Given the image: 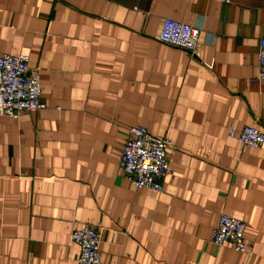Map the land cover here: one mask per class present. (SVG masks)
Segmentation results:
<instances>
[{"label":"crops","instance_id":"crops-1","mask_svg":"<svg viewBox=\"0 0 264 264\" xmlns=\"http://www.w3.org/2000/svg\"><path fill=\"white\" fill-rule=\"evenodd\" d=\"M202 23L194 53L162 19ZM264 0H0V55L27 54L46 107L0 115V264H78L71 232L99 230L101 264H264L258 47ZM168 138L162 190L119 164L129 128ZM225 213L244 252L210 241Z\"/></svg>","mask_w":264,"mask_h":264},{"label":"built area","instance_id":"built-area-1","mask_svg":"<svg viewBox=\"0 0 264 264\" xmlns=\"http://www.w3.org/2000/svg\"><path fill=\"white\" fill-rule=\"evenodd\" d=\"M201 21L195 24L162 19L158 34L160 42L182 48L191 54L202 31ZM258 79L264 80V38L258 47ZM46 107L41 96V84L37 70L29 66L27 54L0 55V115L16 116L20 111H38ZM129 136L122 149L119 164L123 174L134 188L162 190V180L171 173L168 138L152 135L145 126L129 128ZM229 135L237 137L244 147H259L264 143V132L254 125L240 130L230 129ZM245 223L234 216L222 213L212 228L210 241L215 245L229 243L235 251L244 252ZM71 239L80 248L78 264H101L99 230L84 225L71 232Z\"/></svg>","mask_w":264,"mask_h":264}]
</instances>
